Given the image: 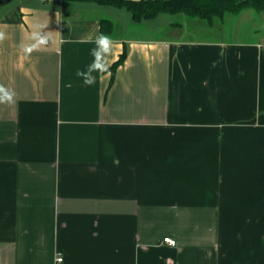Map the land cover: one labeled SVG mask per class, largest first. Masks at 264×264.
I'll list each match as a JSON object with an SVG mask.
<instances>
[{
	"label": "crops",
	"instance_id": "obj_1",
	"mask_svg": "<svg viewBox=\"0 0 264 264\" xmlns=\"http://www.w3.org/2000/svg\"><path fill=\"white\" fill-rule=\"evenodd\" d=\"M163 16L0 0V264H264V11Z\"/></svg>",
	"mask_w": 264,
	"mask_h": 264
},
{
	"label": "trees",
	"instance_id": "obj_2",
	"mask_svg": "<svg viewBox=\"0 0 264 264\" xmlns=\"http://www.w3.org/2000/svg\"><path fill=\"white\" fill-rule=\"evenodd\" d=\"M80 2H95L104 6H113L129 11L136 24L152 21L165 14H182L190 19H198L208 24L222 20L225 15H238L243 10L253 9L264 11V0H66ZM101 32L109 35L114 23L108 18L100 22ZM126 50L119 61L112 67L124 63Z\"/></svg>",
	"mask_w": 264,
	"mask_h": 264
},
{
	"label": "clouds",
	"instance_id": "obj_3",
	"mask_svg": "<svg viewBox=\"0 0 264 264\" xmlns=\"http://www.w3.org/2000/svg\"><path fill=\"white\" fill-rule=\"evenodd\" d=\"M61 13L57 11L56 13V24L59 25L61 23ZM42 28L45 25L41 26ZM4 39V33L0 32V41ZM30 39L33 41L32 44L22 45L26 52H31L39 48L40 45L48 43V37L46 35L40 34L38 32H34ZM114 41L111 37L104 33H100L95 39V47L91 49V55L93 57V61L90 65H88L86 71L78 70L76 75L83 77V81L86 85L91 86L95 83V76H93L94 72H106L109 68V63L107 57L112 53ZM14 93L10 90L6 89L4 86H0V103L4 102H13Z\"/></svg>",
	"mask_w": 264,
	"mask_h": 264
},
{
	"label": "rangeland",
	"instance_id": "obj_4",
	"mask_svg": "<svg viewBox=\"0 0 264 264\" xmlns=\"http://www.w3.org/2000/svg\"><path fill=\"white\" fill-rule=\"evenodd\" d=\"M185 20H188V22L190 23H194V24H197L196 22H203L204 24H206V22L204 21H201V20H198V19H190L182 14H165L163 17H161L160 21L158 22V25H161L162 23H170V22H178V23H185ZM198 37H203L205 34L204 33H198L197 34ZM215 35V34H213ZM212 35V36H213ZM215 37V36H214Z\"/></svg>",
	"mask_w": 264,
	"mask_h": 264
},
{
	"label": "built area",
	"instance_id": "obj_5",
	"mask_svg": "<svg viewBox=\"0 0 264 264\" xmlns=\"http://www.w3.org/2000/svg\"><path fill=\"white\" fill-rule=\"evenodd\" d=\"M165 242L169 243V244L172 245V246H175V245H176V241H175V240H172V239H170V238H166V239H165ZM62 261H63V258H58V259H57V262H58V263H61Z\"/></svg>",
	"mask_w": 264,
	"mask_h": 264
}]
</instances>
